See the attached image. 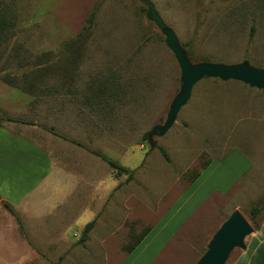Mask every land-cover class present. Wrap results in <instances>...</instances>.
<instances>
[{"label":"rangeland","instance_id":"obj_1","mask_svg":"<svg viewBox=\"0 0 264 264\" xmlns=\"http://www.w3.org/2000/svg\"><path fill=\"white\" fill-rule=\"evenodd\" d=\"M149 1L191 64L248 62L264 69V0ZM5 5L15 21L11 38L0 45V125L38 145L65 170L73 189L68 201L78 204L79 218L91 213L87 223L94 224L82 239L87 223L66 222L67 237L60 226L31 231L29 216L23 221L15 213L20 225L13 216L8 228L0 217V264H120L130 237L155 225L149 252L180 226L151 264H197L234 211L252 229L243 249L254 242L264 219V209L255 219L250 215L264 203V91L203 78L171 128L151 137L153 146L147 133L164 124L180 91V69L165 36L146 18L145 5L139 0H5ZM90 150L133 170L132 178L116 176ZM210 161L214 178L228 172L230 180L238 178L230 190L201 204V191L186 194L192 177ZM164 219L169 221L163 229ZM243 249L233 248L225 264H235Z\"/></svg>","mask_w":264,"mask_h":264},{"label":"crops","instance_id":"obj_2","mask_svg":"<svg viewBox=\"0 0 264 264\" xmlns=\"http://www.w3.org/2000/svg\"><path fill=\"white\" fill-rule=\"evenodd\" d=\"M213 172L214 162L210 161L207 167L201 170L199 176L191 182L186 197L188 194L193 197L197 191H201L199 203L202 204L213 194L230 190L237 182L236 175L230 180L232 175L229 172L223 178L218 176V179L213 177ZM67 182L65 170L55 166L45 150L22 134L12 133L0 125V217L6 228L11 225L14 217L4 207V204H8L15 213L21 216L23 221L25 217H31L30 219L34 220V223L28 225L31 231H47L50 227L60 226L61 232L68 237L66 222L68 225L74 223L75 226L87 223L91 213L84 212L80 218L76 215L79 206L74 201H68L67 197L73 189L68 187ZM51 196L53 200H49ZM188 216L187 213L186 217ZM167 221L169 219H164L159 225L163 224L164 229ZM40 223L47 227L41 228L38 225ZM179 226L172 229L165 237L166 240L149 252L155 240L158 225L151 226L149 233L132 252L123 256V262L120 264H151L153 260L156 261L161 245L164 243L162 249H165L168 239L173 237ZM235 264H264V219L256 229L254 242L243 249V254Z\"/></svg>","mask_w":264,"mask_h":264},{"label":"water","instance_id":"obj_3","mask_svg":"<svg viewBox=\"0 0 264 264\" xmlns=\"http://www.w3.org/2000/svg\"><path fill=\"white\" fill-rule=\"evenodd\" d=\"M147 7L146 18L152 21L165 36L164 43L174 55L180 69V91L172 100L164 124L156 125L147 133L148 142L153 135L163 136L173 125L180 109L189 101L196 83L203 78L221 81H238L250 88L264 91V69L252 68L248 62L235 65L214 63L191 64L186 52L179 45L174 31L167 27L154 5L149 0H139ZM252 229L240 212L234 211L214 233L208 243L207 251L197 264H225L230 252L235 247L244 248V238Z\"/></svg>","mask_w":264,"mask_h":264},{"label":"trees","instance_id":"obj_4","mask_svg":"<svg viewBox=\"0 0 264 264\" xmlns=\"http://www.w3.org/2000/svg\"><path fill=\"white\" fill-rule=\"evenodd\" d=\"M6 8L7 7L5 5V0H0V45L3 44L4 42H7L11 38V33H12L13 26H14V21H15L14 13L11 12L10 10H6ZM96 11H97V8H95V10L90 15V18L88 20L89 23L93 21L96 15ZM5 82L10 83L9 80H5ZM159 151L162 157L166 161H169V156L167 155V153L162 148H160ZM90 152L93 155L99 157L103 162H105L113 170L116 176L125 174L127 175V180L132 178L133 170H130L127 167L120 165L118 162L110 159L109 157L100 153L99 151L90 150ZM207 165L208 163L201 170L205 169ZM199 174L200 172L199 173L197 172L192 177V181H194L199 176ZM4 207L15 217L17 223L20 225V219L15 214L13 209L8 204H4ZM263 209H264V203L259 206L252 207L250 209V215L252 219L257 218ZM93 224H94V221H91L85 225L84 230L82 232V236H81L82 239H85L87 232L93 227ZM150 230H151V227H148L140 236H138L134 240H132V237H130L129 243H127V245L124 248L125 252L127 254L132 252L134 248L141 242V240L149 233Z\"/></svg>","mask_w":264,"mask_h":264}]
</instances>
